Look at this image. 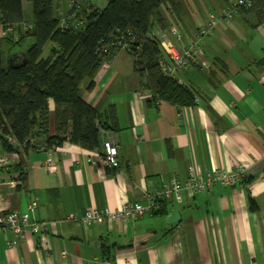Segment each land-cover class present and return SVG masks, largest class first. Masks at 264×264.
<instances>
[{
    "label": "crops",
    "instance_id": "0c3cea01",
    "mask_svg": "<svg viewBox=\"0 0 264 264\" xmlns=\"http://www.w3.org/2000/svg\"><path fill=\"white\" fill-rule=\"evenodd\" d=\"M211 3L203 11L193 3L183 12L177 23L185 40L236 0ZM236 12L203 38L199 63L179 74L196 95L194 106L148 103L154 93L127 49L101 67L91 89L88 81L82 84V98L114 129L116 169L104 164L105 134L94 150L71 142L51 150L38 146L0 167V181L15 182L0 185V212L25 213L38 199L31 221L45 224L36 234L27 227L20 236L0 233V264H264V23L254 27V15ZM54 110L49 100L51 136ZM6 155L0 145V157ZM49 157L56 171L46 169ZM239 165L246 176L236 186L185 192L182 202L164 201V215L149 210L134 221L91 227L66 221L92 208L147 206L171 179L185 182L191 167L206 175Z\"/></svg>",
    "mask_w": 264,
    "mask_h": 264
},
{
    "label": "trees",
    "instance_id": "16d2710c",
    "mask_svg": "<svg viewBox=\"0 0 264 264\" xmlns=\"http://www.w3.org/2000/svg\"><path fill=\"white\" fill-rule=\"evenodd\" d=\"M27 1L32 8L30 21L25 20L23 0H0V145L6 153L21 154L38 146L51 150L66 142L88 150L98 148L104 133L114 129L82 98L81 87L87 81L88 89L94 86L103 64L100 44H114L129 32L135 37L127 48L134 58V69L145 75V85L154 93L148 103L165 101L179 107L196 104L194 91L161 69V62H168L161 36H169L170 29L177 28L170 23V14H175L176 22L183 18L180 0H107L104 8L76 5L79 13L67 18L69 23L63 26L58 0ZM251 2V7L241 9L254 15L257 27L264 23V0ZM25 23L30 25L28 30L23 29ZM8 29L10 32L3 35ZM27 39L35 43L24 52H11ZM49 44V54L44 57ZM49 100L55 105L53 136ZM108 114L114 118V109ZM18 169L24 182L21 163ZM153 213L166 214V202L154 207Z\"/></svg>",
    "mask_w": 264,
    "mask_h": 264
},
{
    "label": "built area",
    "instance_id": "2783aa9c",
    "mask_svg": "<svg viewBox=\"0 0 264 264\" xmlns=\"http://www.w3.org/2000/svg\"><path fill=\"white\" fill-rule=\"evenodd\" d=\"M251 6V0H237L233 7L224 9L221 14L211 15L207 26L200 29L193 38L185 41L178 29L172 27L169 36H161V46L168 57V62H161V69L164 75L180 82L179 74L191 64H198L199 60L202 58L204 51L201 46V41L203 38L214 32L215 26L220 23L223 17L231 18L237 8H249ZM81 24L82 23H80L79 26H81ZM9 32L10 29L6 31L3 30V35H6ZM134 39L135 37L133 34L129 32L127 35L118 37L114 44L108 43L107 45H101L98 52H101L102 50V52L106 54L103 56L105 60L104 62L110 63L114 54H116L120 48H128V43L134 41ZM178 45H180L181 48L177 47ZM104 134V164L109 169H116L119 165L117 142L111 132H105ZM9 141L11 143L15 142L12 137H9ZM12 163L13 161H10L7 157L0 158V167L2 168L7 167ZM45 167L48 171H56L57 169V165L51 157L47 159ZM245 176L246 169L243 165H239L232 171L214 169L206 175H203V173L191 167L189 168L188 178L185 182L182 183L177 178L171 179L170 182L165 183L159 190H156L153 196L149 197V205L147 206L141 203L126 202L116 210L105 209L100 211L96 208H92L86 211L83 216L71 214L66 217V221L84 227L104 225L115 221H134L143 216L145 212L153 210V208L160 204L159 202L161 201L178 203L183 201L185 192L195 195L210 191L218 185L234 187L242 181ZM2 184L8 187L15 186V182L13 181H0V185ZM37 206L38 199H34L29 211L25 213L19 212L18 210L0 212V233L11 231L20 236L24 234L26 227L34 234L40 233L45 224L31 221V213L35 211ZM65 256L66 253L63 252L62 257Z\"/></svg>",
    "mask_w": 264,
    "mask_h": 264
},
{
    "label": "rangeland",
    "instance_id": "374dc122",
    "mask_svg": "<svg viewBox=\"0 0 264 264\" xmlns=\"http://www.w3.org/2000/svg\"><path fill=\"white\" fill-rule=\"evenodd\" d=\"M86 1V2H85ZM181 3L183 4V11L184 12H187L190 10V5L192 6L193 3H195L196 7L198 8V10H202L203 11V8L205 7L206 9L208 8H211V0H180ZM222 1V0H221ZM237 1V0H236ZM107 0H58V6H60L59 10H58V13L61 15V18H62V21H61V26L65 25V24H68L69 22L68 21H65L67 18L69 19H72L73 16L71 15H77L79 13V10L75 9V6L76 5H82L83 8H89L90 4L92 5H95L99 8H104L106 5H107ZM23 3H24V9H25V14H26V21H30L31 18H32V8H31V5L28 3L27 0H23ZM233 7V6H232ZM228 8H231V7H228ZM237 9H241V8H237ZM236 9V10H237ZM237 12H235L236 14ZM78 21V20H77ZM173 22V25H175L178 29H179V32L180 30H183V29H180L182 28V25L181 23H177L176 22V16L175 14H170V23L172 24ZM190 22H193V19H190ZM208 24V23H207ZM207 26V25H206ZM205 26V27H206ZM205 27H202V28H205ZM217 26H215L214 28V31L216 29ZM30 28V25L28 23H25L23 24V29L24 30H28ZM201 29V28H200ZM181 33V32H180ZM195 36V35H194ZM186 39V38H185ZM184 37H183V40L185 41ZM34 42V39H27L25 40V42H23L21 45H18L16 47H14L12 49V53H21V52H24L25 50H27ZM102 45V43L100 44ZM9 45L7 43H4V47L5 48H9L8 47ZM51 48V45L49 44L46 49H45V52H44V57L48 56L49 54V50ZM127 48H120V50H126ZM119 50V51H120ZM129 52V49L127 50ZM100 55L102 56H105L106 54L104 52H102L101 50V53ZM116 54H114V57H115ZM113 57V58H114ZM112 58V59H113ZM104 58H103V64H102V67L103 65H108L110 64L109 62H104ZM112 61V60H111ZM18 154L17 153H11L9 155H6L4 157H7L8 159H10V161H13L12 164L15 163V161L17 160L16 159V156ZM4 157H0V158H4ZM11 164V165H12ZM11 165L7 166V167H10ZM5 168V167H4ZM3 169V168H2ZM40 223V222H39Z\"/></svg>",
    "mask_w": 264,
    "mask_h": 264
},
{
    "label": "water",
    "instance_id": "95a60500",
    "mask_svg": "<svg viewBox=\"0 0 264 264\" xmlns=\"http://www.w3.org/2000/svg\"><path fill=\"white\" fill-rule=\"evenodd\" d=\"M174 216H175V214L173 213V217H174ZM173 217H172V218H173Z\"/></svg>",
    "mask_w": 264,
    "mask_h": 264
}]
</instances>
